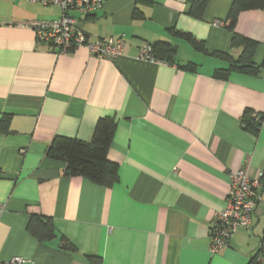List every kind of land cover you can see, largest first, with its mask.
<instances>
[{"label":"crops","instance_id":"0c3cea01","mask_svg":"<svg viewBox=\"0 0 264 264\" xmlns=\"http://www.w3.org/2000/svg\"><path fill=\"white\" fill-rule=\"evenodd\" d=\"M56 1L0 0V121L11 117L0 132V262L88 264L96 255L103 264H248L264 235L261 206L218 252L210 228L234 171L244 167L264 184V71L215 78L227 62L179 34L238 57L223 25L233 0H209L203 19L188 13V0H105L91 14L73 11L90 42L126 38L114 60L86 45L61 53L38 38L34 23L62 15ZM235 31L259 42L261 64L264 9L241 12ZM161 41L174 46V62L139 57L142 42L160 49ZM247 109L262 117L258 135L244 127ZM101 117L117 120L112 187L65 175L47 156L56 135L91 140ZM32 214L52 218L57 238L32 235ZM61 235L74 253L61 248Z\"/></svg>","mask_w":264,"mask_h":264},{"label":"trees","instance_id":"16d2710c","mask_svg":"<svg viewBox=\"0 0 264 264\" xmlns=\"http://www.w3.org/2000/svg\"><path fill=\"white\" fill-rule=\"evenodd\" d=\"M208 2L209 0H188V13L197 19H203ZM252 9H264V0H233L229 13L223 21L224 27L233 33L232 46L242 48L238 57L232 56L230 52L210 50L205 40L198 39L192 33L179 31L180 36L190 41L195 49L222 58L227 62V66L215 69V78L228 79L236 71L249 75H259L264 71V60L261 64H257L253 59L259 42L235 31L240 13ZM158 44L161 46L160 49L155 45L153 46L155 58L170 63L174 62V46L166 41H161ZM195 66L196 63L188 62L183 67L194 70ZM252 114V111L245 110L243 124L245 129L258 135L263 120L262 117L259 119L257 114L254 117ZM255 117L258 119L256 120ZM10 119L11 117L7 115L0 121V132L9 131ZM116 128L117 120L114 117H101L97 121L89 141L56 135L49 144L47 156L64 163L65 175L83 176L97 184L112 187L120 179L118 163L112 161L108 156ZM28 231L41 242L51 241L58 236L52 218L41 214L31 215ZM59 238L62 249L71 254L76 251L75 246L65 236L61 235ZM263 252L264 235L256 253L252 255L248 264H259ZM85 257L88 264H103L100 256L86 255Z\"/></svg>","mask_w":264,"mask_h":264},{"label":"built area","instance_id":"2783aa9c","mask_svg":"<svg viewBox=\"0 0 264 264\" xmlns=\"http://www.w3.org/2000/svg\"><path fill=\"white\" fill-rule=\"evenodd\" d=\"M105 0H57L62 7V15L51 22L34 23L38 38L50 44L51 49L61 53H69L86 45L90 52L101 59L114 60L122 55L127 41L124 36L110 37L90 42L79 27V19L72 14H91L103 6ZM139 57L145 60H156L153 45L142 42ZM264 184L259 177L253 178L247 169L242 167L231 174V183L227 196V204L215 217L211 224V250L218 252L227 239L240 228L249 227L255 213L261 206L264 214ZM24 259L16 256L0 264H22Z\"/></svg>","mask_w":264,"mask_h":264},{"label":"rangeland","instance_id":"374dc122","mask_svg":"<svg viewBox=\"0 0 264 264\" xmlns=\"http://www.w3.org/2000/svg\"><path fill=\"white\" fill-rule=\"evenodd\" d=\"M246 228V227H245Z\"/></svg>","mask_w":264,"mask_h":264}]
</instances>
